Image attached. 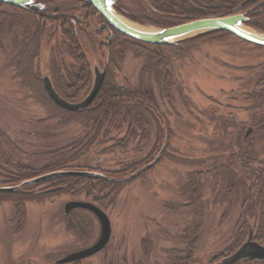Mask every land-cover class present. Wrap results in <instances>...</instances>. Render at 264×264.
<instances>
[{
	"label": "rangeland",
	"instance_id": "obj_1",
	"mask_svg": "<svg viewBox=\"0 0 264 264\" xmlns=\"http://www.w3.org/2000/svg\"><path fill=\"white\" fill-rule=\"evenodd\" d=\"M54 1L44 12L48 20L62 15L71 16L72 23L80 22L73 25L76 34L80 31L79 41L88 60L85 70H90V79L87 88L78 93L79 99L69 101L79 103L94 85L96 67L101 71L105 68L108 76V47L112 46L115 36L109 44L110 35L99 29L104 19L92 6L97 15H91L85 6L72 0ZM118 1L137 16L148 14L146 0ZM214 2H208L207 6L220 8L225 0ZM7 6H0V167L14 173L17 165L39 169L63 156H74L80 149H75V144L89 143L90 127L74 120L65 122L40 102L42 91L48 95L42 82L45 75L64 98L65 93L71 92L68 88L74 87L71 76L81 66L71 46L63 49V57L58 62L54 45L55 41L63 40V34L47 19L41 22L39 15L36 17L38 24L43 25L44 36L38 45L40 55L36 65L42 89L36 94L24 88L18 67L28 62L24 53L33 44L34 30L22 21L12 23L7 14L19 13ZM136 24L159 29L150 24ZM248 28L261 33L247 25ZM56 31L62 34L57 39ZM192 38L195 37L181 41L174 51L163 52L175 81V86L169 89L146 54L140 55L142 52L135 49L126 51L124 46L125 59L117 63L121 73H115L114 80L119 87L154 94L170 129V137L166 135L167 143L163 147L167 146V151L177 157L155 165L144 179L123 189L107 208L101 207L112 228L111 240L102 251L64 264H217L237 252L229 253L242 225H248L246 241L250 231L254 241L259 242L255 239L258 236L264 238V187L254 186L246 201V190L252 182L244 173L246 184L229 166L231 156L249 141L250 154L257 157L251 167L263 165L264 168V133L255 134L253 129L248 134L251 127L247 125L262 111L256 109V101L246 96L256 91L260 75L257 70H241L263 64L264 49L235 36L190 43ZM106 79L95 102L87 109L102 94ZM147 128L152 133L146 141L136 138L130 143L123 141L126 127L125 130L118 125L105 128L98 145L77 166L120 171L124 164L144 159L158 146L155 125ZM222 166L231 170L219 171ZM3 172L0 168V188L13 187L2 184ZM228 173L236 175L229 185ZM73 201L93 203L83 195L26 203L23 225L18 220L17 205L11 201L0 202V264H58L57 260L95 245L102 232L100 221L84 209L65 213L66 205ZM259 243L264 245V241ZM186 254H191L188 262H185ZM50 256H54V261Z\"/></svg>",
	"mask_w": 264,
	"mask_h": 264
},
{
	"label": "trees",
	"instance_id": "obj_2",
	"mask_svg": "<svg viewBox=\"0 0 264 264\" xmlns=\"http://www.w3.org/2000/svg\"><path fill=\"white\" fill-rule=\"evenodd\" d=\"M72 1L85 6V8L91 12V15L98 14L91 6L87 5L83 1ZM214 1L215 0H146V10L148 14L141 16L133 14L129 10L128 6L118 0L116 9L119 13L136 23L142 25L150 24L158 28L175 27L192 21L233 14L232 12L241 13L245 14L249 18L247 23L249 27L255 28L264 33V0H235L234 2H231V0H225V2L221 4L220 8L207 6L208 2H211L212 4ZM44 4L47 6L53 5L55 4V1H46ZM0 6L6 5L0 3ZM7 7L15 9V13H19L16 15L7 14L12 23L16 22L20 24L22 21L23 23H27L28 29L33 28L34 30V37L32 36L34 39L32 42L33 44L31 47L26 49L24 53V57H26L28 62L25 61L20 65V67H18V76L22 80L21 82L24 88H28L37 94L38 90L42 89V85L38 78L40 73L38 68L39 66L36 65V61L40 55V49L38 45L41 42V37L44 36L42 34L43 25L42 23L38 24V19L36 17L39 13V10L30 8L20 9L11 6ZM40 19L41 22H44L43 20L46 19L48 20L44 12L42 16L40 15ZM48 21L52 23L56 30L61 31L63 34V40L55 41L54 45L55 55L58 59V62H61V58L63 57V49L71 46V51L81 66V69H79L78 73L75 76H71L74 78V87L68 88L71 90V92L67 94L65 93L64 95L66 100L76 101L79 99L78 93L84 91L87 88L86 83L90 79V70H85L88 60L86 57V51L79 41L80 31H78V34H76V25H73L71 16L64 18L62 15H55L52 18H49ZM77 25H80V22H77ZM56 33V39L58 38V35H62L57 31ZM26 35L29 36L28 32ZM228 37L233 36L226 32L217 31L192 38L193 41L189 42L193 43L196 41L211 39L223 40ZM121 42H123L125 45L121 44ZM179 43L181 44L182 42ZM179 43L177 45H180ZM177 45H149L130 39L115 31V38L112 46L108 47L110 57L109 59L107 58V67L109 68V72L106 79V84L102 94L90 109H86L79 113L65 112L55 106L49 99L46 92L42 91V96H40L42 101L40 102L44 103L47 110H49V112L56 117H62L65 119V122L74 120L90 127V140L88 144L83 143L84 141H82L81 144H75L74 148L78 149L79 147L80 149H78V153L74 156H72V154H70L68 157L63 156L59 160L47 164L39 169L30 167L27 168L22 165H17L15 166L16 171L13 173L12 171L0 167L4 170L3 173H5L3 175L4 182L2 184L4 186L18 187L16 192L13 194H0V202L11 201L17 205L19 217L18 220L20 221L21 225L24 224V208L26 203L44 202L46 200H52L63 196L75 198L83 195L88 201H92L98 207L105 209L111 204L112 201H114L113 199L116 198L123 189L134 182L144 179V177L149 172H151L154 167H156L155 165H159V163L165 159L177 157V155L167 151V146L165 149H163V146L167 143L166 135L170 137V129L167 119L159 109L157 99L155 98L154 94L149 91H143L139 89L130 90L119 87L114 80L115 73L116 75L121 73L120 67L117 63L122 62L125 59V52L122 51L125 46L126 51L128 49H135L139 52H142L140 55L146 54L145 56L148 57L150 63L153 65V68L161 74L166 89L175 86L173 75L168 69V63L163 52L167 49H173L172 51H174L176 50ZM241 70H257L259 72L260 78L257 82L256 91L246 96L248 99H250V101H256V103H258L256 104L257 106H255L256 109L262 111L258 118L254 116V118H252L249 123H247V125L255 130V134L264 133V63L257 67ZM76 88H79L77 92L75 90ZM151 124L155 125L156 127L154 135L158 140V146L157 148L154 147L144 159L124 164L120 171H104L99 168L96 169L77 166L85 157H87V154L91 152L95 145H98L96 143L101 137L105 128H112V125H118V127L123 126L125 130L126 127V135L123 138V141L125 143H130L132 140H136V138L146 141L147 137L150 135V133H152V130H148L147 125ZM249 146V141L245 142L241 146L239 152H236L231 156L229 165L236 170V174L242 177L246 184H248V180L244 179V173L252 182V185L247 187L246 190V201L249 200V195L252 193L254 186L264 187L263 165L260 168L251 167V164L257 161V157L250 154L252 150L249 148ZM245 147L247 148L245 149ZM157 157H159L157 163L152 165V167L147 170L146 167L152 164ZM68 170L88 171L90 173H95L96 175L85 177H56L39 184H26V182L32 181L40 176ZM221 170L226 171L227 173L231 169L228 168V166H222L219 171ZM228 174L230 175L227 177L229 181L227 183L229 185L231 182L235 181L236 178L234 177L236 175L235 173ZM196 191L198 193L199 190ZM105 202L108 203L107 206ZM247 227V224L241 226L237 240L229 253L232 254L238 250L246 241L248 237ZM255 239L259 242L264 241V238L260 236ZM186 255L188 256V254ZM190 255L187 259H185V262L190 260ZM50 258L53 260L54 256H50ZM219 259H222V257L214 259L213 263H216L219 261ZM57 262L58 260L56 263ZM240 263L264 264V261L244 260Z\"/></svg>",
	"mask_w": 264,
	"mask_h": 264
},
{
	"label": "water",
	"instance_id": "obj_3",
	"mask_svg": "<svg viewBox=\"0 0 264 264\" xmlns=\"http://www.w3.org/2000/svg\"><path fill=\"white\" fill-rule=\"evenodd\" d=\"M81 1L92 6L106 21V23L102 24L99 29L110 32L111 37H107V39H109V44H111L115 36L112 29L130 39L154 46H175L179 42L190 37H196L206 33L220 31L229 33L247 43L264 48V33L261 32L258 34L256 31L254 32V30H249V28L247 29L249 18L245 14H229L192 21L175 27L142 31L139 29L127 27L118 20V18L114 14L117 11L116 0ZM0 3L21 9L30 8L41 10L44 8V3L42 0H0ZM106 76L107 71L105 68L103 69V71H101L98 67H96L94 85L88 96L79 103H72L61 97L54 88L53 83L48 75H45L43 77V82L48 96L59 108L70 112H79L82 110H86L95 102L100 91L102 90ZM252 131L253 129L250 128L248 134ZM158 159L159 157L156 158V160H154V162L148 165L146 168L152 167V165L157 163ZM93 175L96 174L90 173L88 171H62L38 177L32 181L26 182V184H39L60 176L85 177ZM17 189L18 187L0 188V194L14 193ZM76 209L88 210L95 214L101 224V236L98 242L92 247L80 252L70 254L62 260L58 261V264L72 263L92 257L98 252L102 251L111 240V223L108 216L100 207H98L94 203L73 201L66 205L65 213H69ZM244 260L264 261V245L253 240L252 231H250L249 239L237 250L235 254L223 259L217 264H238Z\"/></svg>",
	"mask_w": 264,
	"mask_h": 264
},
{
	"label": "bare ground",
	"instance_id": "obj_4",
	"mask_svg": "<svg viewBox=\"0 0 264 264\" xmlns=\"http://www.w3.org/2000/svg\"><path fill=\"white\" fill-rule=\"evenodd\" d=\"M116 15V17L118 18V20L123 24L126 25L127 27L133 28V29H139L142 31H149L151 29L148 28H144L142 26H138L137 24H134L132 21H130L129 19L125 18L124 16H122L119 13H114ZM153 30V29H152Z\"/></svg>",
	"mask_w": 264,
	"mask_h": 264
},
{
	"label": "flooded vegetation",
	"instance_id": "obj_5",
	"mask_svg": "<svg viewBox=\"0 0 264 264\" xmlns=\"http://www.w3.org/2000/svg\"><path fill=\"white\" fill-rule=\"evenodd\" d=\"M48 9H49V6H47V5L44 4V8L41 9V10H39L38 15H39V16H40V15H43V12L47 11ZM34 14H35V13H34ZM79 20H81V19H79ZM76 23H77V22H76ZM76 23L73 22L74 25H76ZM104 23H105V22H104ZM104 23H102V24H104ZM102 24H101V25H102ZM101 25H100V26H101ZM100 26H99V27H100ZM108 35H110L109 32H107V36H108ZM109 37H110V36H109ZM108 41H109V40H108ZM42 82H43V78H42Z\"/></svg>",
	"mask_w": 264,
	"mask_h": 264
}]
</instances>
